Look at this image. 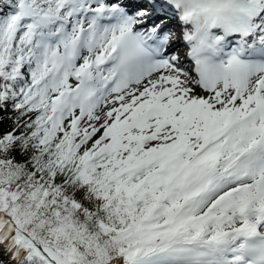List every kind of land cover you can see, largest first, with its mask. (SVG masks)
<instances>
[{"label": "snow or ice", "instance_id": "snow-or-ice-1", "mask_svg": "<svg viewBox=\"0 0 264 264\" xmlns=\"http://www.w3.org/2000/svg\"><path fill=\"white\" fill-rule=\"evenodd\" d=\"M0 264H264V0H0Z\"/></svg>", "mask_w": 264, "mask_h": 264}]
</instances>
